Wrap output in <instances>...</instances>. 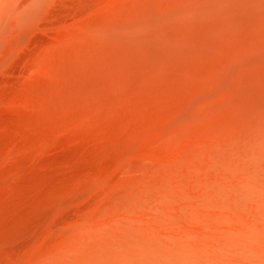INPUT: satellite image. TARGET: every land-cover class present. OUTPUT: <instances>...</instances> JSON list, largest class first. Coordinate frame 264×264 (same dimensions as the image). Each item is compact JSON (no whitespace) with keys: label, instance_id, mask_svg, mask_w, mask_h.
I'll return each mask as SVG.
<instances>
[{"label":"bare ground","instance_id":"6f19581e","mask_svg":"<svg viewBox=\"0 0 264 264\" xmlns=\"http://www.w3.org/2000/svg\"><path fill=\"white\" fill-rule=\"evenodd\" d=\"M0 264H264V0H0Z\"/></svg>","mask_w":264,"mask_h":264},{"label":"rangeland","instance_id":"374dc122","mask_svg":"<svg viewBox=\"0 0 264 264\" xmlns=\"http://www.w3.org/2000/svg\"><path fill=\"white\" fill-rule=\"evenodd\" d=\"M42 76L50 80L51 79V74L47 69H44L42 71ZM76 127L82 128L83 125L79 124ZM64 134L63 132H57L56 137L60 138ZM209 138H206L205 136L200 135L199 133H194V132H188V133H183L179 137L176 138L173 143H168L166 142L165 138L155 131H149L145 132L139 139H137V144L139 147H145L149 145H154L152 147L154 148H163L167 150L168 152H174L182 149H186L191 146L195 147H200L204 146L208 142ZM79 144L78 142H74L73 145ZM192 144V145H191Z\"/></svg>","mask_w":264,"mask_h":264}]
</instances>
